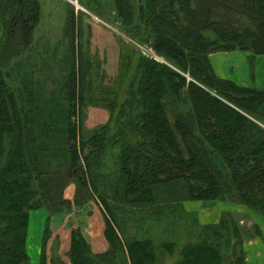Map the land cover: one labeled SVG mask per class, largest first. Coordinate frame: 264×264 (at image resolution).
<instances>
[{"label":"trees","instance_id":"1","mask_svg":"<svg viewBox=\"0 0 264 264\" xmlns=\"http://www.w3.org/2000/svg\"><path fill=\"white\" fill-rule=\"evenodd\" d=\"M204 1L109 0L126 33L139 36L166 61L122 46L120 85L128 88L120 98L100 82L99 73L93 75L94 62L80 44L75 54L71 39L72 66L61 97L53 100L67 105L46 114L49 104L33 87L12 89L3 69L32 46L40 0H0V264L30 261L31 210L69 212L91 200L103 205L109 248L94 253L81 230L73 229L71 264H158L163 254L156 240L136 238L129 229L149 221L173 225L176 219L190 231L202 230L200 241L180 246L174 264H246L244 248L229 257L243 239L233 243L232 233L220 236L223 217L216 228L203 224L184 202L240 204L264 217V88L220 77L210 60L220 51L264 55V0H222L218 18ZM71 7L68 25L75 37L78 18ZM97 100L109 120L84 135L75 119ZM113 149L117 163L109 175L103 161ZM71 183L72 200L65 197ZM254 231L264 243L260 225ZM48 236L49 227L45 241ZM160 246L174 255L176 241ZM40 264H47L44 249ZM51 264L65 262L53 256Z\"/></svg>","mask_w":264,"mask_h":264},{"label":"rangeland","instance_id":"2","mask_svg":"<svg viewBox=\"0 0 264 264\" xmlns=\"http://www.w3.org/2000/svg\"><path fill=\"white\" fill-rule=\"evenodd\" d=\"M221 1L222 0L204 1L205 3L208 2L205 7H211L214 15L213 18H218L220 16L219 14L225 9L222 5L220 7L218 4ZM40 3L42 12L38 25L34 31L32 46L21 53L20 56L14 58L9 64L3 66V69L4 73L5 71L9 72V75L6 73V81L12 86V89L16 86L22 88L24 85L33 87L42 100L49 104L48 109L44 108L46 114L51 112L49 109L54 111L56 108L57 111L61 110V105H67L63 100L59 101V105H53L55 104L53 100L57 98L59 100L61 84L64 83L72 66V59L69 57V55H71L70 51H72L71 39L75 41V54L78 55L81 45L85 56L94 62L95 67L92 69L93 75L95 76L99 73L98 79H100V82L104 83V85L107 84L111 86L110 91H119L120 98L126 97V89L128 88L125 87L126 89L123 90L120 85L119 60L122 46H125L126 51L143 53L158 61H166L165 58L157 54L151 45L145 43L139 36L130 37L126 33L122 25L115 18V10L109 3V0H40ZM71 5H73L76 17L78 18L75 24V37L72 31L70 32L71 25H68V15L72 8ZM79 28L82 29H80L81 32ZM1 29L0 27V35H2ZM227 53L229 54L226 55ZM227 53L221 51L220 56H218L219 58L217 57L218 59L216 60L211 57L214 68H216L220 74H222L221 71L223 70L228 76L233 78L231 80L238 84H242L241 82L246 80V84L248 83L247 86L261 87L264 85V83L263 85H259L261 84L260 82H263L264 78V64H258L252 52L232 50ZM135 57V59H137V56ZM168 63L170 64L169 61ZM132 76L133 71L128 73V82L132 80ZM94 93H96L97 96H101L104 92L94 91ZM96 103V105H85L80 112V116H77L75 119L77 125H79V120L80 124L82 123L81 133L84 135L90 133L89 131L87 132L88 129H93L105 124L109 120V111L107 108L102 107L99 100H97ZM47 119H49V117H47ZM106 154L103 164L106 165L105 169L109 172V175H111V171L116 167L117 159L115 156L118 153L116 149H113L107 151ZM217 161L220 163V160L217 159ZM196 202L197 201H194V203ZM97 204L99 206L101 205L100 208L103 207L101 202H97ZM198 204L199 209L202 207V209H200L201 211H206L203 218L209 221L201 223L218 227L223 217L225 222L222 227L219 226V230L221 231L220 236L226 239V237H229V235L232 236L233 234V243H235L236 238L243 239L242 245L233 246L229 254L231 259L236 258V254L240 255L242 248H244L247 253L245 245L248 242L258 241L262 245V248H264L261 237L254 235V228L256 225H260L261 232L264 233V217L261 214L254 213L247 207L234 203L217 202L215 205L205 206L199 201ZM184 208L190 215L195 214L198 216V219L200 218V212L198 210H188L185 205ZM45 209L47 210V208ZM104 217L106 218L105 214ZM184 222V220L176 219L175 224L172 225L167 221L154 223L149 221L143 223V227L141 228L132 225L129 231H131L130 233L136 238H154V240H156V251L160 256L163 254L158 264H174L180 255V246L184 245L185 242L200 241L201 237L200 233L202 228L190 231V228L184 227ZM48 226L49 225L46 224V228ZM247 231L252 235H247ZM168 239L176 241L174 255L164 254L160 250L161 242ZM53 256L56 255L54 254ZM30 261L25 264H29ZM245 261V263L248 264L246 258ZM256 263L264 264V256L257 259Z\"/></svg>","mask_w":264,"mask_h":264},{"label":"crops","instance_id":"3","mask_svg":"<svg viewBox=\"0 0 264 264\" xmlns=\"http://www.w3.org/2000/svg\"><path fill=\"white\" fill-rule=\"evenodd\" d=\"M223 52L227 53L229 51ZM220 54L221 51L212 53L210 55V60L211 57H213L214 60L218 59V56H220ZM228 54L229 53H227L226 55ZM254 57L258 64H264V55H256ZM214 69L220 77L233 79L228 76L223 70L221 71L222 74H220L216 68ZM241 83L242 84L239 85H248V83L246 84V80H243ZM260 83L261 84L259 85H263L264 78L263 82ZM250 87L263 89L264 85L261 87ZM75 190V184H69V186H67V188L65 189V197L72 200L75 194ZM97 202L99 203L98 200H91L81 208L73 207L71 211L62 213L50 214L45 208L31 211L27 240L28 252L31 260L29 264L41 263L43 249L46 252L47 264H51V258L54 254L56 256H59L65 262V264H71L68 252L71 248L72 231L76 228H79L81 230L83 236L90 244L91 249L94 253L98 254L107 251L109 248V242L105 235V213L103 211V207L100 208L101 205L99 206ZM184 205L188 210H198L200 212V222L206 223L208 221L207 219L203 218V216H205L206 214V211H201L200 209H202V207L200 209L198 208V202L194 203V201H186ZM46 224L49 225V236L45 241L44 233ZM245 247L247 251L246 260L248 264H257V259L264 256V248H262V245L258 241L248 242Z\"/></svg>","mask_w":264,"mask_h":264},{"label":"bare ground","instance_id":"4","mask_svg":"<svg viewBox=\"0 0 264 264\" xmlns=\"http://www.w3.org/2000/svg\"><path fill=\"white\" fill-rule=\"evenodd\" d=\"M77 5L79 6V4L77 3Z\"/></svg>","mask_w":264,"mask_h":264}]
</instances>
